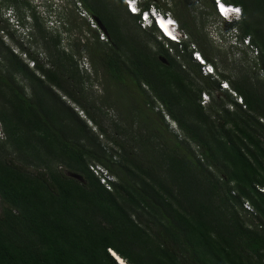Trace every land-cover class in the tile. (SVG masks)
I'll use <instances>...</instances> for the list:
<instances>
[{
  "label": "trees",
  "instance_id": "16d2710c",
  "mask_svg": "<svg viewBox=\"0 0 264 264\" xmlns=\"http://www.w3.org/2000/svg\"><path fill=\"white\" fill-rule=\"evenodd\" d=\"M6 1L12 7L19 0ZM228 1L243 9L240 38L250 36L259 50L250 70H264V0ZM79 2L108 38L100 40L86 22L95 72L102 68L116 87L136 88L142 104L179 132L164 135L133 105L135 135L123 136L115 123L120 141L101 140L88 121L100 135L106 130L83 100L91 78L76 56L85 52L66 51L60 32L47 37L32 9V34L47 38V60L30 53V66L0 44V264H120L112 251L127 264H264V76L204 74L195 49L219 69L204 31L208 17L199 23L188 9L187 20L177 2L173 9L161 0L141 6L173 13L187 31L182 43L155 24L142 28L124 0ZM204 7L203 15L217 16L213 0ZM73 37L80 48L83 37ZM224 80L243 103L221 88ZM91 165L108 170L111 189Z\"/></svg>",
  "mask_w": 264,
  "mask_h": 264
},
{
  "label": "rangeland",
  "instance_id": "374dc122",
  "mask_svg": "<svg viewBox=\"0 0 264 264\" xmlns=\"http://www.w3.org/2000/svg\"><path fill=\"white\" fill-rule=\"evenodd\" d=\"M29 1L32 3L31 8L26 7L22 0H19L18 3L14 4L12 7L6 6L8 1L0 0V44L3 42L5 45L11 46L22 59L29 62L30 66L33 65L32 61L29 59L30 53L38 56L41 61L47 60V51L44 47L45 42H47V38L45 40L42 36V33L37 29L34 31V34H32L33 28L35 26V20L32 18L31 12L32 9H37L41 14L40 20L46 27V31L48 33L47 37L51 35L56 36L58 32L63 33V48L66 51L76 52L78 49L82 50V52L84 51L88 70L86 69V64H82L80 61L84 54H81V56L77 54L76 56L77 59H79L81 70L85 73V75H87L86 72L89 73L91 78L90 83H88V81L86 82L87 87L85 89V98L83 100L84 104L89 107L91 113L98 118V121L106 130V134L103 133V135H100L101 132L99 128H97L93 122L88 121V124L92 126V129H94V131L99 134L101 140L106 141L109 137L120 141V134H118V129L115 126V123L123 125L122 127L126 129V134H122L123 136H126L128 133H131L128 135L129 138L135 135V131H137L138 126L135 125L132 128L129 126V123L137 120L136 118L138 117V111L133 110V105H141L143 111H146L155 121L157 120V124H160L161 131L164 133V135H171V132L169 131L170 129L171 131H175V133L179 132L176 125L167 116H164L163 119L159 114H157V108L151 110L146 105L144 106L142 104V99L136 88L123 89L120 88V86L116 87L110 84L109 79L104 74L102 68H100L97 73L95 72L94 64L91 61V55L89 54L85 44L86 42L88 43L91 32H88L87 19L82 17L80 13L82 9L85 12L88 11L84 8L83 4L79 2V0H64L63 3L65 5H59V7L62 8V11H58L57 15H53L52 18H50L51 16L49 15L46 7L37 6L39 5V0ZM175 2L179 3L178 6L183 11H185L187 20H189L190 15H195L197 16V21L200 23L204 17H208V22L204 31L208 34L209 45L215 53V62L219 68L217 70L215 67L214 73H211V75L218 79L219 70L233 73L243 69L248 75L256 72L258 75H260V77L264 76V70L260 68V65L255 66L251 70L249 68L253 65H256L254 64V62L257 60L256 57L258 56L256 51L252 52L249 46L243 44L244 41H240L236 45H231L228 42V38L223 37L221 34L227 32L228 30L235 29L240 38L238 22H234L236 27H233V25L227 23L225 20L220 19L215 14L203 15L202 12H205L207 9L204 7V0H161L164 9H173ZM77 4L79 8H76ZM188 9L189 11L191 10L190 15L187 13ZM171 15L173 16V13H171ZM20 17L24 21L23 24L22 22L19 23ZM53 18H56L58 21ZM63 19L66 21L65 24L63 23ZM65 30H67V33L64 32ZM182 31L184 36H187V31ZM76 32L77 34H75ZM70 33H74L73 36H76V38L78 37V34L80 37H83V40H80L82 43L80 48L77 47L78 44L71 42L75 39L70 37ZM90 40L93 41L94 39L90 38L89 41ZM77 41L78 40H75V42ZM91 41L89 43H91ZM163 41H165V47L171 51V44L167 43L164 39ZM18 43H22V46L27 50L23 51L17 47ZM27 51L29 53H27ZM225 90L234 95V90H232L230 83L229 88ZM215 93L216 96H224L223 91H217ZM77 94L80 96L79 93ZM235 97H237L238 102H240V96L237 94ZM97 101L100 102V104H97V106L101 105V109L93 106ZM67 102L75 106V109L78 110L82 117H87L86 112H83V109L80 106H77L68 99ZM246 206L247 209H252L250 206Z\"/></svg>",
  "mask_w": 264,
  "mask_h": 264
},
{
  "label": "built area",
  "instance_id": "2783aa9c",
  "mask_svg": "<svg viewBox=\"0 0 264 264\" xmlns=\"http://www.w3.org/2000/svg\"><path fill=\"white\" fill-rule=\"evenodd\" d=\"M145 1V0H144ZM215 5V11L217 13V16L225 20L227 22H236L242 19L243 17V9L240 5L233 4L229 2L228 0H213ZM127 9L133 13L140 15V19L138 20L140 26L142 28H148L149 26L155 24L159 30L161 31V34L170 39L171 41L182 43L181 37L184 36L183 31L180 30L179 22L177 20H174L173 16L170 12H165L162 10H159L155 5L151 4L150 8L148 9H141L140 3H137L135 0H124ZM236 9H239L237 12ZM83 11V12H82ZM80 11L81 16L85 17L87 19L88 25L94 29L99 35L100 40L106 41L107 34L105 30L101 27L100 23L88 12H85L83 9ZM85 12V13H84ZM159 15L162 17H167L168 20H171V26L174 31L173 36H167V33L164 31V29L161 27L159 23ZM187 37V36H184ZM244 41V45L249 46L251 48V51H256L258 53V49L256 46L252 44V40L250 36L245 37L244 39H240L239 35L236 32V35L231 38L230 41H228L231 45H236L238 42ZM193 58H195L200 64L201 68L204 74H211L214 73L215 66L209 62L205 61V58L203 57L202 53L195 49L192 52ZM221 88L227 89L229 88V83L227 81L221 82ZM233 93V92H232ZM234 95L236 96V93L234 92ZM237 98V97H236ZM209 94L207 92H204L202 94V104H207L209 102ZM240 103H242V98H239ZM91 169L95 172L96 175H98L101 179V182L106 185L108 189L112 188L111 180L113 179V176L108 172L107 169H105L101 165H91ZM264 191V188H263ZM247 205V204H246ZM249 206V205H248Z\"/></svg>",
  "mask_w": 264,
  "mask_h": 264
},
{
  "label": "clouds",
  "instance_id": "9594fccd",
  "mask_svg": "<svg viewBox=\"0 0 264 264\" xmlns=\"http://www.w3.org/2000/svg\"><path fill=\"white\" fill-rule=\"evenodd\" d=\"M137 3H140V6H141V3L144 1V0H135ZM64 0H39V5H37L38 7H41V6H43V7H46V9H47V11H48V13H49V15L51 16L50 18H52L53 17V15H57V12L58 11H62V8H60L59 7V5H65L64 3ZM154 5V4H153ZM63 7V6H62ZM76 8H79L78 7V4H77V6H76ZM150 8V7H149ZM141 9H142V6H141ZM37 10V9H36ZM38 11V14L41 16V14H40V12H39V10H37ZM136 14V13H135ZM15 15V14H14ZM16 17V16H15ZM61 18V17H60ZM174 18V20H177L175 17H173ZM53 19H56V18H53ZM62 19V18H61ZM57 20V19H56ZM58 21V20H57ZM177 22H178V20H177ZM237 22V21H236ZM63 23L65 24L66 23V21H65V19H63ZM139 23V22H138ZM227 23H229V24H234V22H227ZM61 24H62V22H61ZM152 26V25H151ZM150 27V26H149ZM179 27H180V24H179ZM180 30L182 31V29H181V27H180ZM65 33H67V30H65L64 31ZM235 32V33H234ZM71 34V33H70ZM222 34V36L223 37H225V38H228V41H230L231 40V38L232 37H234L235 35H236V30L235 29H233V30H228L227 32H224V33H221ZM62 35H63V33H62ZM73 37V36H72ZM74 38V37H73ZM181 39H182V41H186V40H188V37H184V36H182L181 37ZM84 54V53H83ZM80 61H81V63L82 64H86V69L88 70V67H87V63H86V55L84 54V56H83V58H81L80 59ZM205 61H206V59H205ZM207 62V61H206ZM170 121V120H169ZM112 180H114V178L112 179Z\"/></svg>",
  "mask_w": 264,
  "mask_h": 264
},
{
  "label": "bare ground",
  "instance_id": "6f19581e",
  "mask_svg": "<svg viewBox=\"0 0 264 264\" xmlns=\"http://www.w3.org/2000/svg\"><path fill=\"white\" fill-rule=\"evenodd\" d=\"M159 23L161 25V27L164 29V31L167 33V36L171 37L174 35V31L172 29V26L170 25L171 24V20H168L167 17H162L159 15ZM112 253L117 257L119 258V255H117V253H115L114 251H112ZM120 261L123 263V264H126L123 259L119 258Z\"/></svg>",
  "mask_w": 264,
  "mask_h": 264
},
{
  "label": "water",
  "instance_id": "95a60500",
  "mask_svg": "<svg viewBox=\"0 0 264 264\" xmlns=\"http://www.w3.org/2000/svg\"><path fill=\"white\" fill-rule=\"evenodd\" d=\"M113 254V253H112ZM114 255V254H113ZM115 256V255H114ZM116 257V256H115ZM117 258V257H116ZM119 258H121L120 256H119ZM119 258H117V260H118V262L120 263V264H123L121 261H120V259ZM122 259V258H121ZM125 263H126V261L125 260H123ZM127 264V263H126Z\"/></svg>",
  "mask_w": 264,
  "mask_h": 264
},
{
  "label": "snow or ice",
  "instance_id": "6c2138e0",
  "mask_svg": "<svg viewBox=\"0 0 264 264\" xmlns=\"http://www.w3.org/2000/svg\"><path fill=\"white\" fill-rule=\"evenodd\" d=\"M236 11L238 12V11H239V9H236Z\"/></svg>",
  "mask_w": 264,
  "mask_h": 264
}]
</instances>
